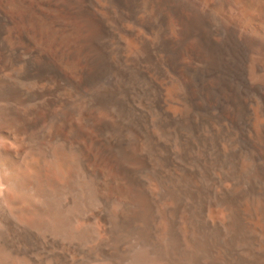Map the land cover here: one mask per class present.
<instances>
[{
  "label": "bare ground",
  "instance_id": "obj_1",
  "mask_svg": "<svg viewBox=\"0 0 264 264\" xmlns=\"http://www.w3.org/2000/svg\"><path fill=\"white\" fill-rule=\"evenodd\" d=\"M0 264H264V0H0Z\"/></svg>",
  "mask_w": 264,
  "mask_h": 264
}]
</instances>
